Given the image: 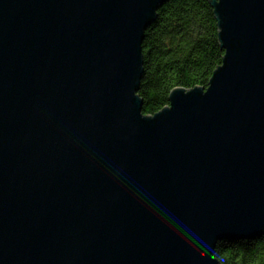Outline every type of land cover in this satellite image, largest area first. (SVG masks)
Returning a JSON list of instances; mask_svg holds the SVG:
<instances>
[{"label": "water", "instance_id": "water-1", "mask_svg": "<svg viewBox=\"0 0 264 264\" xmlns=\"http://www.w3.org/2000/svg\"><path fill=\"white\" fill-rule=\"evenodd\" d=\"M170 0H0V264H222L264 235V0H210L207 89L144 115Z\"/></svg>", "mask_w": 264, "mask_h": 264}, {"label": "trees", "instance_id": "trees-1", "mask_svg": "<svg viewBox=\"0 0 264 264\" xmlns=\"http://www.w3.org/2000/svg\"><path fill=\"white\" fill-rule=\"evenodd\" d=\"M219 33L210 0H170L158 9L142 43L144 69L138 94L144 115L168 106L176 88H208L226 54ZM214 255L222 264H264V235L220 241Z\"/></svg>", "mask_w": 264, "mask_h": 264}]
</instances>
